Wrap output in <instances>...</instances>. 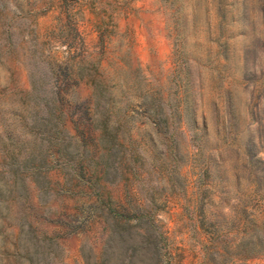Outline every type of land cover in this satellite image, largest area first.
<instances>
[{
	"label": "rangeland",
	"instance_id": "1",
	"mask_svg": "<svg viewBox=\"0 0 264 264\" xmlns=\"http://www.w3.org/2000/svg\"><path fill=\"white\" fill-rule=\"evenodd\" d=\"M98 85L127 150L100 211L60 171L40 193L26 181V200L1 179L0 264H18L20 215L56 238V264H264V0H0V152L33 140L24 121L45 130L56 96L64 129L99 154Z\"/></svg>",
	"mask_w": 264,
	"mask_h": 264
},
{
	"label": "trees",
	"instance_id": "2",
	"mask_svg": "<svg viewBox=\"0 0 264 264\" xmlns=\"http://www.w3.org/2000/svg\"><path fill=\"white\" fill-rule=\"evenodd\" d=\"M37 86L38 84L32 85L28 93L29 97L34 94ZM94 96L96 104L93 113L94 118L91 122L94 123V129H100L101 152L98 154L88 148L87 140L89 136H84L85 134H82V136L68 134L64 129L65 114L63 108L59 105V100L55 96L51 98L49 103L43 102L47 110V116L43 120L45 130L38 125L41 122L39 118L36 123L32 121L30 124L24 121V126L32 134L33 140L23 142L16 148L10 143L12 136H8V141L2 146L0 152L2 158L0 180L5 179L7 182H11L8 186L9 196L16 198L14 195L17 194L26 200L30 194L25 184L28 180L33 182L38 193L46 191L47 174L56 170L63 175L64 186L67 187L68 191L77 188L88 192L86 195L82 191L78 194L96 196L98 203L94 210L96 212L100 211L99 203H102L99 197L101 196L100 181L110 179V169L116 159L114 148L122 149L123 154L127 150L119 143L116 134L110 131L112 115L114 114L109 104L110 92L105 86L98 85L95 87ZM100 101L104 102V110H101V108L98 110ZM154 108V115L159 116L164 113L160 101H156ZM40 113L41 110L35 111L36 117H42ZM145 114L148 115V111ZM25 119L27 120L28 117ZM165 119L166 116L163 119L159 118V122L161 123ZM120 128L121 126L118 127V129ZM37 140L41 142L39 144H45V146H37L35 144ZM120 157L122 158V156ZM40 178H43L42 181ZM19 182L22 184L21 188L23 187L22 193L19 192ZM108 214V216L118 221H124L123 224L117 222L116 227L118 225L123 230L129 227L128 223L131 219L129 216L120 214L112 208H108ZM134 218L138 223L146 219L147 226L155 228L150 217L145 214L134 216ZM13 221L19 227V233L16 236L12 250L18 264H56L57 258L62 255V249L56 238L46 232L38 231L28 220L27 215L13 218ZM1 252V256L8 257V248L1 249Z\"/></svg>",
	"mask_w": 264,
	"mask_h": 264
}]
</instances>
